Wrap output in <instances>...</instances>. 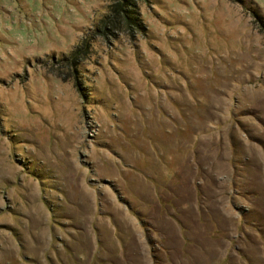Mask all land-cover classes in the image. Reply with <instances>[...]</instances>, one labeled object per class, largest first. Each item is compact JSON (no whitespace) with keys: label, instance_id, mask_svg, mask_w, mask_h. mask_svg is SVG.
<instances>
[{"label":"rangeland","instance_id":"374dc122","mask_svg":"<svg viewBox=\"0 0 264 264\" xmlns=\"http://www.w3.org/2000/svg\"><path fill=\"white\" fill-rule=\"evenodd\" d=\"M133 2L0 0V264H264V0Z\"/></svg>","mask_w":264,"mask_h":264},{"label":"trees","instance_id":"16d2710c","mask_svg":"<svg viewBox=\"0 0 264 264\" xmlns=\"http://www.w3.org/2000/svg\"><path fill=\"white\" fill-rule=\"evenodd\" d=\"M128 7H130V9H128ZM114 21H122L124 26H131L133 28L140 27L133 0H112L108 14L100 19L102 27L99 28L98 33L104 35L107 24L109 22L113 23Z\"/></svg>","mask_w":264,"mask_h":264}]
</instances>
